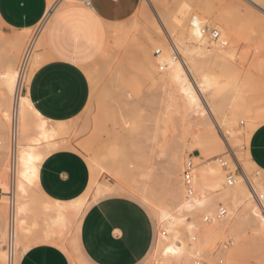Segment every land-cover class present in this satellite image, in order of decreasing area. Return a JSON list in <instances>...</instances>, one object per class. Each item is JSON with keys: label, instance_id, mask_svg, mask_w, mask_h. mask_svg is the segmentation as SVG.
<instances>
[{"label": "bare ground", "instance_id": "obj_1", "mask_svg": "<svg viewBox=\"0 0 264 264\" xmlns=\"http://www.w3.org/2000/svg\"><path fill=\"white\" fill-rule=\"evenodd\" d=\"M215 1L144 0L154 17L140 5L127 22L109 24L100 68L111 73L107 80L125 102L117 114L106 105L111 111L101 110L92 122L100 82L92 71L90 104L70 125L43 117L22 92L42 61L48 21L79 0H48L36 32H0V204L9 217L0 245L4 264H15L37 234L70 244L52 217L61 222L75 216L89 194L111 189L136 192L155 210L161 235L147 264H226L239 236L264 233V209L259 216L254 211L264 204V170L245 148L264 123V0ZM241 43L250 50L243 52ZM118 52L125 55L117 61ZM110 92L102 87L97 98ZM141 102L149 107H137ZM109 120L112 129L106 128ZM90 127L91 135L74 145ZM227 145L243 151L226 155ZM59 148L82 151L91 169L87 194L73 203L44 200L37 190L41 164ZM78 264L87 263L80 258Z\"/></svg>", "mask_w": 264, "mask_h": 264}, {"label": "crops", "instance_id": "obj_2", "mask_svg": "<svg viewBox=\"0 0 264 264\" xmlns=\"http://www.w3.org/2000/svg\"><path fill=\"white\" fill-rule=\"evenodd\" d=\"M117 3L120 7L115 12L97 16L91 15L94 7L68 5L48 21L39 50L42 61L25 87L43 117L70 125L87 110L92 92L91 64L107 45L109 24L127 22L140 8L141 0ZM48 8V0H0V21L11 31L36 28ZM245 148L253 163L264 170V123L250 133ZM91 182L85 154L59 148L41 164L37 190L44 200L73 203L87 194ZM52 218L58 233L68 236L70 244L37 234L22 246L15 264H78L80 258L87 264H147L160 241L161 227L154 208L128 189L91 193L77 215L69 213L61 222ZM8 228L9 217L0 204V245ZM261 235L264 233L239 236L228 248L226 264H230L234 245ZM0 264H4L1 255Z\"/></svg>", "mask_w": 264, "mask_h": 264}, {"label": "rangeland", "instance_id": "obj_3", "mask_svg": "<svg viewBox=\"0 0 264 264\" xmlns=\"http://www.w3.org/2000/svg\"><path fill=\"white\" fill-rule=\"evenodd\" d=\"M215 1V0H214ZM217 1V2H216ZM215 2H213V4L215 6H217L218 1L219 0H216ZM241 1V0H240ZM245 2V1H244ZM243 0H242V4H244ZM247 3V2H245ZM248 4V3H247ZM81 5V4H80ZM141 7H146V11H147V14L151 15L152 17H154V10H153V6L152 5H148V4H145L144 3V0H141V3H140ZM146 5V6H145ZM249 5V4H248ZM219 6V5H218ZM232 8L234 7V5L231 6ZM250 7V6H249ZM233 9H238L237 6L234 7ZM210 24L213 25V23L211 22ZM38 27V26H37ZM37 27L35 28V32L37 31ZM15 32L16 31H19V30H14ZM13 31V32H14ZM0 32L2 33H12L11 30H9L8 28H6L3 23L0 21ZM244 43H241L240 45V49L242 50L244 48V50H242L243 52H245V50H250V49H247L248 47L246 46V44ZM243 46V47H242ZM248 52V51H247ZM122 53L125 55L124 52H118L117 56H119L120 54V57L117 58V61L119 59H122ZM250 52H248V55L251 57V53L249 54ZM123 55V57H124ZM252 60V58H250V61ZM101 60L100 58H97L96 60H94L91 64V67H93V69L91 70L94 74L98 75L97 78L99 79L100 78V82H99V87H98V94L95 95L96 97H94V100H93V107H92V110L89 114L90 118H89V121L92 122L94 118H96L101 110L103 109H107L108 107L111 109L113 108V112L116 111V114L117 112H120L123 105H124V102H125V98L121 97V95H119V93L116 91V89L113 88V86L109 83V78L111 77V73H106L105 71L101 70L102 68V64L103 62L101 63ZM101 66V68H100ZM246 72H247V67H245L243 69V75L245 76L246 75ZM107 77V78H106ZM109 81H108V80ZM111 79V78H110ZM108 81V84H107V81ZM106 84V86L108 88H110L111 92V96L109 95V97H111V99L109 98H106V97H101L100 100L99 98H97L99 96V91L102 87H106L103 85ZM26 83L24 84V86L22 87V92L25 93V87H26ZM112 88V89H111ZM114 89V91H113ZM115 93V94H114ZM113 96V97H112ZM97 98V99H96ZM118 99V100H117ZM98 100L103 104H101L100 102H98ZM106 100V101H105ZM120 100V101H119ZM104 102V103H103ZM119 102V103H118ZM122 102V103H121ZM116 103V104H115ZM118 103V104H117ZM111 106H110V105ZM113 104V105H112ZM108 107H107V106ZM116 105V106H115ZM144 105V106H142ZM147 105V104H146ZM145 103L141 102L140 105L138 104L137 107H140V108H143V107H149V106H146ZM136 106V105H135ZM107 107V108H106ZM131 107V105H130ZM134 107V106H132ZM108 110V111H111ZM88 116V117H89ZM92 118V119H91ZM85 119V118H84ZM84 121V120H83ZM110 121V120H109ZM107 121L106 122V128L107 129H112L113 127V123L112 121ZM83 123V122H82ZM81 123V124H82ZM112 125V126H111ZM92 130H93V127H90L88 128L87 130H85V132H82L75 140V143H77V145L80 144L79 140H83V139H86L88 138L91 133H92ZM221 132V131H220ZM222 135L223 133H219V135ZM220 135V136H221ZM224 134L221 136L223 137ZM223 140L225 139L224 137L222 138ZM224 147V151L226 155H230L232 157H234V152H242L243 149H238V150H234V149H230V147L227 146H223ZM227 147V148H226ZM229 149V150H228ZM227 151V152H226ZM234 151V152H233ZM240 171V168L237 170V172ZM104 178V176L102 177V179ZM108 179V178H107ZM126 193H122L121 195H124ZM151 211V210H150ZM152 213V212H151ZM155 229H156V234H157V228H156V224H155ZM86 256V255H85ZM87 257V256H86ZM230 264H264V235H261L259 237H246L245 239H243L242 241H240V243H238L237 245H234L232 247V256H231V259H230Z\"/></svg>", "mask_w": 264, "mask_h": 264}, {"label": "snow or ice", "instance_id": "obj_4", "mask_svg": "<svg viewBox=\"0 0 264 264\" xmlns=\"http://www.w3.org/2000/svg\"><path fill=\"white\" fill-rule=\"evenodd\" d=\"M123 3V0H121ZM91 4L95 9V12L91 13L93 16L97 15H107L110 12H115L120 5L117 3V0H91ZM207 79V77H205ZM191 103H195V101H190ZM198 204H202L203 201H197ZM261 209H264V204L260 205V208L255 209L256 215H260ZM264 219V216L261 217Z\"/></svg>", "mask_w": 264, "mask_h": 264}, {"label": "built area", "instance_id": "obj_5", "mask_svg": "<svg viewBox=\"0 0 264 264\" xmlns=\"http://www.w3.org/2000/svg\"><path fill=\"white\" fill-rule=\"evenodd\" d=\"M79 1H80L84 6H86V7H89V8L93 7L92 4H91V0H79ZM60 2H61V0H55V4H58V3H60ZM206 29H207V32H208L213 38H218V37H219V31H218L216 28L211 27V26H207ZM222 44H223V45H226V44H227V41L222 40ZM25 58H26V57H25ZM189 166H190V165H189ZM189 170H190V168H188V169L186 170V180H187V181H190ZM233 182H234V177H233L232 174H230V175L228 176V183H229V185H232ZM0 195H1V191H0ZM225 213H226L225 209H221V210H220V215H224ZM194 264H205V263L202 262V261L197 260V261H195ZM219 264H224V263H223L222 261H220Z\"/></svg>", "mask_w": 264, "mask_h": 264}]
</instances>
